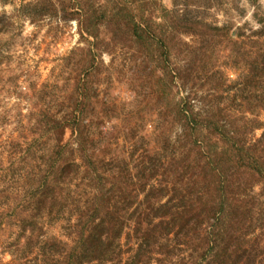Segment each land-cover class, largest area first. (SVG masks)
Instances as JSON below:
<instances>
[{
  "label": "rangeland",
  "instance_id": "1",
  "mask_svg": "<svg viewBox=\"0 0 264 264\" xmlns=\"http://www.w3.org/2000/svg\"><path fill=\"white\" fill-rule=\"evenodd\" d=\"M84 261L264 264V0H0V264Z\"/></svg>",
  "mask_w": 264,
  "mask_h": 264
},
{
  "label": "trees",
  "instance_id": "2",
  "mask_svg": "<svg viewBox=\"0 0 264 264\" xmlns=\"http://www.w3.org/2000/svg\"><path fill=\"white\" fill-rule=\"evenodd\" d=\"M89 30V29H88ZM90 31V30H89ZM88 31V32H89ZM91 32V31H90ZM89 32V33H90ZM93 34V33H92ZM44 186L43 185H41L40 187H39V189H41V188H43ZM44 189H50V186H48V188L47 187H44ZM44 197H45V195H44ZM40 203V205L41 204H43V202H39ZM44 203H45V199H44ZM215 210V209H214ZM217 214H219V211L218 210H215V211H211V213L209 214V215H207V217H209V218H211L212 216H216ZM80 242H82V241H80ZM86 261H84V262H82L81 264H84Z\"/></svg>",
  "mask_w": 264,
  "mask_h": 264
}]
</instances>
